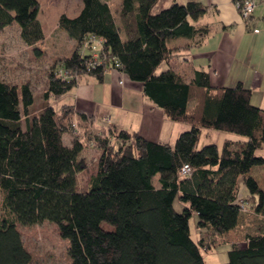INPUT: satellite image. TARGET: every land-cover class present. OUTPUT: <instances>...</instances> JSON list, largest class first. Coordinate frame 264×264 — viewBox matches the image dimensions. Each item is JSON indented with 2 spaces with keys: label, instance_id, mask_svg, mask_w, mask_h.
Wrapping results in <instances>:
<instances>
[{
  "label": "trees",
  "instance_id": "trees-1",
  "mask_svg": "<svg viewBox=\"0 0 264 264\" xmlns=\"http://www.w3.org/2000/svg\"><path fill=\"white\" fill-rule=\"evenodd\" d=\"M81 1L78 15L58 17L74 47L45 68L47 103L38 115L29 114L30 80H0V264H31L19 228L43 221L55 223L68 240L69 264H206L201 234L241 227L251 210L255 229L242 243H231L223 264H264V192L249 175L252 167L264 166V154L257 153L264 147V109L251 103V89L240 81L218 94L206 70L195 69L189 81L175 70L193 40L211 31L196 24L208 8L176 1L154 13L159 0H120L114 12L112 0ZM39 9L38 0H0V31L16 22L22 42L39 50L45 38ZM91 36L102 38L97 56L103 63L89 67L93 56L85 43ZM115 63L168 120L188 128L171 143L154 141L139 131L100 125L72 104L50 102L76 87L82 75L102 82ZM161 63L167 67L157 72ZM204 130L236 139L198 147ZM87 147L100 156L80 190L76 177L86 168L81 153ZM184 165L190 175L181 174ZM175 200L183 206L179 211Z\"/></svg>",
  "mask_w": 264,
  "mask_h": 264
},
{
  "label": "crops",
  "instance_id": "crops-1",
  "mask_svg": "<svg viewBox=\"0 0 264 264\" xmlns=\"http://www.w3.org/2000/svg\"><path fill=\"white\" fill-rule=\"evenodd\" d=\"M176 1L183 4L188 0H165L158 8L161 10ZM195 1L208 8L196 24L211 27V31L193 40L192 43L196 44L189 46L184 51L183 59L176 62V72L189 81L195 69L206 70L214 92L240 81L251 89V103L264 109V6L261 1L254 0V10L246 23L239 17L233 0ZM255 27L260 29L259 32H253ZM73 47V41L69 39L68 48L59 50L53 58L68 53ZM96 86L98 88H94ZM57 100L59 106L72 104L78 112L94 115L95 122L99 118L100 122L97 123L100 125L106 123L139 131L145 138L154 141L171 143L184 130V126L179 127V123L168 120L160 108L142 95L139 82L130 80L115 69H106L102 82L82 75L78 85ZM66 137H69L68 142H65ZM70 139L69 135H63L65 144L69 145ZM249 175L254 177L264 192V167L251 168ZM239 184L241 189V179Z\"/></svg>",
  "mask_w": 264,
  "mask_h": 264
},
{
  "label": "rangeland",
  "instance_id": "rangeland-1",
  "mask_svg": "<svg viewBox=\"0 0 264 264\" xmlns=\"http://www.w3.org/2000/svg\"><path fill=\"white\" fill-rule=\"evenodd\" d=\"M38 1L40 3V9L37 13L38 21L40 22V25H42L45 36L43 42L37 45L39 50L34 46H28L22 42L19 35L20 27L16 22L12 23L10 26H6L0 31V80L12 83H21L25 82V80H30L32 82L34 104L29 110V114L31 116L38 115V112L45 106V102L42 100L45 68L52 62L54 59L53 57L57 55L59 50L68 48L69 37L58 27V17L62 13H66L69 16L74 17L78 15V11L82 7L81 0ZM119 1L120 0L111 1L112 11L115 12ZM161 3H165V0H160L155 5L153 11L154 13L155 11H160L158 7ZM81 51L86 53L88 49L86 46H83ZM165 68L166 64L161 63V65L157 68V72L162 71ZM94 88L98 87L96 86ZM216 91H218V94L221 93V89H217ZM50 102H52L55 107H59L60 103H58L57 99L55 100L52 98L50 99ZM97 122H100L99 118ZM22 125L25 127L24 122ZM178 125L179 127L184 126V129L188 128L187 125L182 123ZM224 137L236 139L235 135L232 133H224L218 130H204L198 139L199 142L197 146L201 147L206 143H217L220 147ZM68 141L69 137H66L65 142ZM257 153L264 154V147ZM99 154L100 151L93 147L83 149L81 156L85 159L86 168L84 171L77 174L76 178L78 179V189L85 190L90 176L95 174L97 169L96 163L100 156ZM260 167L261 166H254L252 168L259 169ZM155 183H157L156 179ZM174 207H176L179 211L183 206L179 203V201L175 200ZM255 218L256 216L251 210L250 216L245 218L247 220L246 223H243L241 227L219 235L212 233L210 230H205L206 232L202 233L200 236L198 228H195L196 217L192 215L189 219L191 237L195 240L199 236L201 238L203 237L202 239L208 249L207 251H202L203 261H205L206 264H223L227 262V251L230 249L231 243H242L246 231L252 232L255 229ZM103 228L109 230L111 227L107 224H103ZM19 229L23 238V244L26 246L32 257L31 264H69L70 257L68 255V240L60 236L55 223L43 221L39 224H32V226L20 225Z\"/></svg>",
  "mask_w": 264,
  "mask_h": 264
},
{
  "label": "built area",
  "instance_id": "built-area-1",
  "mask_svg": "<svg viewBox=\"0 0 264 264\" xmlns=\"http://www.w3.org/2000/svg\"><path fill=\"white\" fill-rule=\"evenodd\" d=\"M262 5L264 6V0H260ZM233 6H235L239 17H241L242 21H244L245 23L248 22V20L251 18V14L254 10V0H233ZM259 28L255 27V29L253 30V32H259ZM101 43H102V38H97L95 36H91L89 38V40L85 43L89 49L91 50V54L93 56V61H91V63H89V67L91 66H95V65H99L102 64L103 61L98 59V50L101 48ZM119 64L115 63L113 65V67H111L110 69H115V70H119ZM122 83V82H120ZM106 121L109 122V119L106 118ZM190 167L188 165H184L183 168L181 169V174L184 175H190ZM240 198H241V194L238 197V202H240ZM241 205V203H240ZM243 207V205H241Z\"/></svg>",
  "mask_w": 264,
  "mask_h": 264
}]
</instances>
